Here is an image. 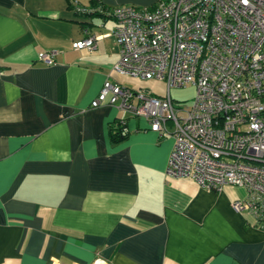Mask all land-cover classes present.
Listing matches in <instances>:
<instances>
[{"label":"crops","instance_id":"0c3cea01","mask_svg":"<svg viewBox=\"0 0 264 264\" xmlns=\"http://www.w3.org/2000/svg\"><path fill=\"white\" fill-rule=\"evenodd\" d=\"M155 1L0 0V264H264V229L232 209L244 189L167 178L171 136L91 106L107 80L167 93L113 71L109 12Z\"/></svg>","mask_w":264,"mask_h":264},{"label":"built area","instance_id":"2783aa9c","mask_svg":"<svg viewBox=\"0 0 264 264\" xmlns=\"http://www.w3.org/2000/svg\"><path fill=\"white\" fill-rule=\"evenodd\" d=\"M109 14L120 54L113 71L164 83L167 93L107 80L92 108L113 106L146 119L158 139L171 136L165 176L209 191L244 189L232 209L264 229V0H157L152 9L119 6ZM98 38L74 49L93 50ZM54 56L40 60L53 65ZM190 86V103L174 104L170 91Z\"/></svg>","mask_w":264,"mask_h":264},{"label":"rangeland","instance_id":"374dc122","mask_svg":"<svg viewBox=\"0 0 264 264\" xmlns=\"http://www.w3.org/2000/svg\"><path fill=\"white\" fill-rule=\"evenodd\" d=\"M156 4H157V0L155 1V5ZM194 93H195V88L190 86V87H187L186 89H183L182 91L178 90L177 92H173L172 94H173V97L178 99L177 101L181 100L184 102L185 100L186 101L185 104H189Z\"/></svg>","mask_w":264,"mask_h":264},{"label":"trees","instance_id":"16d2710c","mask_svg":"<svg viewBox=\"0 0 264 264\" xmlns=\"http://www.w3.org/2000/svg\"><path fill=\"white\" fill-rule=\"evenodd\" d=\"M94 2L96 1V0H93ZM116 129H118V128H116ZM120 129V128H119Z\"/></svg>","mask_w":264,"mask_h":264}]
</instances>
